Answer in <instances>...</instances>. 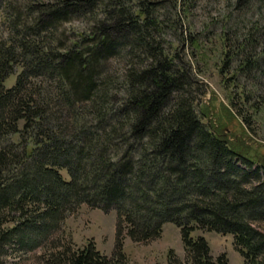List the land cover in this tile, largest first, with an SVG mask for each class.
Returning <instances> with one entry per match:
<instances>
[{
	"label": "trees",
	"instance_id": "trees-1",
	"mask_svg": "<svg viewBox=\"0 0 264 264\" xmlns=\"http://www.w3.org/2000/svg\"><path fill=\"white\" fill-rule=\"evenodd\" d=\"M191 4L0 0V264L14 243L42 247L44 264H136L124 237L149 241L166 222L186 251L173 264H229L196 229L232 233L246 264H264V160L200 104L187 49L205 54L209 35L180 30ZM221 21L220 71L234 68L230 103L251 122L264 108L263 14ZM83 204L116 210L112 255L52 236Z\"/></svg>",
	"mask_w": 264,
	"mask_h": 264
},
{
	"label": "rangeland",
	"instance_id": "rangeland-1",
	"mask_svg": "<svg viewBox=\"0 0 264 264\" xmlns=\"http://www.w3.org/2000/svg\"><path fill=\"white\" fill-rule=\"evenodd\" d=\"M18 1L24 2L25 0ZM163 1L168 5L169 0ZM236 6V0H192L189 20H187V24H185L186 22L183 23L180 30L187 35L190 29L200 34L207 33L209 41L205 43L207 44L204 49L205 54H194L191 48H188V55L185 52H182V55H187L192 66H196L193 70L199 80L197 83L199 85L195 88H198V97L202 101L201 106L206 110L205 114H209L214 121L222 119L223 131L229 134L232 140H237L255 158L264 160V108L252 117L253 121L246 122L231 105L230 89L233 88V85L227 77L235 70H233L234 68L228 69L229 71L225 75L220 71L221 62L218 48L220 42L216 37V34L221 30V20H226L229 12L243 14L244 20L256 18L262 13L264 21V5L252 9L242 6L236 8ZM167 9L169 7L163 10L169 13ZM2 15L3 11L1 10L0 20ZM83 24L82 21L75 20L71 22L70 26L78 28ZM199 68H203V71H198ZM261 69L264 70V65ZM15 80L16 73H12L5 81L6 86H11ZM247 85L252 88L251 85ZM240 110L243 115L253 114V109L248 105H243ZM208 118L205 116V120ZM258 224L264 230V221L258 222ZM116 232V210L105 211L99 207L83 204L76 211L67 214L61 221L60 228L52 236L63 237L66 241H72L74 246L83 245L93 240L102 252L112 255L117 246ZM192 234H203L207 238L214 255L225 251L229 258V264H246L243 254L235 246L232 233L196 229ZM122 247L128 258L136 264H173L170 255L171 250L174 251L177 258L186 262L181 229L173 222H166L162 233L149 241H134L127 235L124 237ZM43 253L42 247L21 250L14 243L8 247L5 256L9 264H44L41 257Z\"/></svg>",
	"mask_w": 264,
	"mask_h": 264
}]
</instances>
